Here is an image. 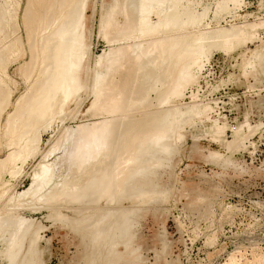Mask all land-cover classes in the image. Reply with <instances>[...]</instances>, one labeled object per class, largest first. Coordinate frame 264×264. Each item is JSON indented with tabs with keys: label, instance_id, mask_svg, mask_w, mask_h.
<instances>
[{
	"label": "rangeland",
	"instance_id": "obj_1",
	"mask_svg": "<svg viewBox=\"0 0 264 264\" xmlns=\"http://www.w3.org/2000/svg\"><path fill=\"white\" fill-rule=\"evenodd\" d=\"M61 2L0 0V264H264V0H152L153 24L165 14L177 23L144 37L125 0H80L62 43L69 94L15 127L16 108L51 73L49 35L70 10ZM176 36L189 53L178 66L175 54L159 60L143 49ZM100 58L110 68L94 87ZM188 74L195 81L179 91ZM153 114L166 116L167 149L143 133L130 145ZM106 152L111 190L65 199Z\"/></svg>",
	"mask_w": 264,
	"mask_h": 264
},
{
	"label": "bare ground",
	"instance_id": "obj_2",
	"mask_svg": "<svg viewBox=\"0 0 264 264\" xmlns=\"http://www.w3.org/2000/svg\"><path fill=\"white\" fill-rule=\"evenodd\" d=\"M55 1V0H54ZM56 1H59V0H56ZM60 1H62L61 3L62 4H64V5H67V7H69L70 8V10L68 9V16H67V18H65V16H63V13H62V16H61V18H60V27H59V29L57 30V31H55V32H52V30H51V33H50V35H49V33H48V35H49V37H51V43L49 44V48H50V51H49V57H48V64H50L51 65V69H50V71H51V73H50V75H48V76H46V77H44L43 79H42V81H40V84H39V86L37 85V89H35L34 91V93H31L30 94V97H29V99L26 101V102H24L23 103V101H22V103H23V105L21 106V107H19L18 109L16 108V110H18L17 111V113H16V116L14 117L13 115V117L15 118V120H14V118H13V120H14V125H15V127H17V126H21V127H23V126H25V125H27V122H32V120H37V119H41L44 115H45V113H47L48 112V110H50L51 108H53V106H54V104H53V102H51V101H54L53 99H55V102L54 103H56L57 102V100L58 101H60V103H61V101L63 100V99H65V97H67L66 95L67 94H69L68 93V84H67V82H68V80H67V78H68V76H67V74H68V69L70 68V63H72L71 62V60L67 57V56H65V51H66V49L64 48V45L62 44V43H64V40L67 38V36L69 35V31L71 30V27L73 26V24L75 25L76 24V17H77V15H78V12H79V10H80V8H79V3H80V0H60ZM134 0H125V5L126 6H124V8H126L123 12L125 13V16L129 19V20H133V18L135 17V14H137V13H139L140 14V17H139V22L137 23V24H139V32H140V36L142 37H144V36H156V34H158V33H161V32H164V31H170V30H172V29H175L174 27H176L175 26V24L177 23L175 20L177 19L176 17H175V15L174 14H172V17H175V18H173V19H175L173 22H171L170 20V16H171V14H165L164 15V17H163V19L161 20V21H159V23H157V24H153L152 23V20H151V18H150V14L154 11L153 10V7H151L149 4H150V2L152 1V0H141L139 3V5L137 6V7H134L133 6V2ZM60 3V4H61ZM40 4V3H39ZM38 4V5H39ZM54 4H56V2L54 3ZM191 4V3H190ZM57 6H59V4H56ZM54 5H52L51 4V6L50 7H53ZM63 5H61V7H62ZM189 6V5H188ZM29 8V7H28ZM27 8V9H28ZM59 8V7H58ZM123 8V9H124ZM185 8H187V6L185 7ZM185 8H183L184 10H185ZM26 9V10H27ZM190 9V8H189ZM30 10V9H29ZM50 10V9H49ZM54 10V9H53ZM56 10V9H55ZM59 10H60V8H59ZM62 10H64L65 11V9L64 8H62L61 9V11ZM67 10V9H66ZM43 11H44V9H43ZM57 11H58V9H57ZM186 11V10H185ZM192 11V10H191ZM37 12H39V11H37ZM54 12V11H53ZM137 12V13H136ZM42 13V12H41ZM205 13V12H204ZM27 14H28V12H27ZM30 14V13H29ZM33 14V13H32ZM43 14V13H42ZM60 14H61V12H60ZM189 14H191V13H189ZM188 14V15H189ZM39 15V14H38ZM41 15V14H40ZM44 15V14H43ZM65 15H66V13H65ZM193 15V14H192ZM49 16H51V15H49ZM54 16V15H53ZM56 16V15H55ZM58 16V15H57ZM169 16V17H168ZM186 16H187V14H186ZM191 16V15H190ZM32 17V16H31ZM46 17H48V15L46 16ZM45 17V18H46ZM171 17V18H172ZM51 18V17H50ZM58 18V17H57ZM41 19V18H40ZM48 19V18H47ZM55 19V18H54ZM169 19V20H168ZM172 19V20H173ZM191 19V18H190ZM31 20V19H30ZM29 20V21H30ZM42 20V19H41ZM52 20H53V18H52ZM58 19H56V20H54V22L55 21H57ZM135 20V19H134ZM133 20V21H134ZM157 21V22H158ZM188 21V20H187ZM1 22V21H0ZM31 22V21H30ZM40 22V21H39ZM174 22H176V23H174ZM180 22V23H179ZM178 23L181 25V21H179ZM185 22V21H184ZM194 22V21H193ZM47 22H45V24H46ZM50 23V22H49ZM56 23V22H55ZM187 23H189V21L187 22ZM190 23H192V22H190ZM40 24V23H39ZM44 24V23H43ZM52 24V23H51ZM54 24V23H53ZM178 24V25H179ZM42 25V24H41ZM186 25V22L183 24V26L181 25L180 27H184ZM37 26V25H36ZM129 26V25H128ZM188 26V25H187ZM45 28L47 27V25H45L44 26ZM48 27H49V25H48ZM52 27V26H51ZM58 27V26H57ZM41 28H43V25L41 26ZM53 28H54V26H53ZM178 28V27H177ZM40 29V28H39ZM48 29V28H47ZM46 29V30H47ZM55 29V28H54ZM178 29H180V28H178ZM40 30H42V29H40ZM137 30V29H136ZM38 31V30H37ZM44 31V30H43ZM32 32V31H31ZM45 32V31H44ZM50 32V31H49ZM77 32V31H76ZM138 32V33H139ZM42 33V32H41ZM35 34V33H34ZM39 34H40V32H39ZM162 34V33H161ZM32 35V34H31ZM138 36V35H137ZM47 37V36H46ZM44 38H45V36H44ZM252 38V37H251ZM254 38V37H253ZM41 39V38H40ZM153 39V38H152ZM151 39V40H152ZM156 39V38H155ZM41 40H43V38L41 39ZM131 40V39H130ZM149 40H150V38H149ZM150 40V41H151ZM154 40V39H153ZM161 40V39H160ZM167 40V39H166ZM47 41V40H46ZM227 41V40H226ZM42 43H44V40H43V42ZM66 43V42H65ZM181 43H182V39H181V37H174L173 39H171V40H167V41H163V42H158V39H157V41H152V42H150L148 45H146V47L145 48H143V49H146L147 48V50H145V53H146V51H154L155 52V54H154V56L156 57L157 56V59H159V60H163V59H165V57L166 56H172L173 54H175V59L174 58H171L172 59V64H173V60H174V65L176 64L177 66L179 65V64H177V63H182V61H186V59H189V56H188V52H186L185 50H183V51H178V47H180V45H181ZM146 44V43H145ZM137 45V44H136ZM66 46V45H65ZM79 46V45H78ZM141 46V45H140ZM10 47V46H9ZM137 48V47H136ZM38 49H41V47H38ZM44 49V48H43ZM142 49V50H143ZM142 50H141V48H138L137 50L135 49V50H133L132 51V53H133V56H134V61H136V62H139V60L141 59V57H140V55L141 54H143L144 53V51L142 52ZM9 51V50H8ZM40 51V50H39ZM38 51V52H39ZM202 51V50H201ZM254 51V50H253ZM34 53V52H33ZM40 53V52H39ZM150 53V52H149ZM1 54V53H0ZM196 54V53H195ZM198 54V53H197ZM196 54V55H197ZM252 54V53H251ZM255 54H256V52H255ZM38 55V54H37ZM150 55V54H149ZM257 55V54H256ZM260 55V54H259ZM36 56V55H35ZM143 56V55H142ZM191 56V55H190ZM192 56L193 57H190L191 59H193V62L191 63V65L188 67V70H190V69H192L194 66H197V63L194 61L197 57H199V55L197 56V57H195L193 54H192ZM255 56V55H254ZM37 57V56H36ZM154 57V58H155ZM195 57V58H194ZM256 57H258V55L256 56ZM151 58V57H150ZM153 58V59H154ZM255 58V57H254ZM1 59V58H0ZM36 59V58H35ZM258 59H261V58H259L258 57ZM35 61V60H34ZM158 61V60H157ZM190 61V60H189ZM188 61V62H189ZM192 61V60H191ZM135 62V63H136ZM141 62H142V60H141ZM147 62V61H146ZM152 62V61H151ZM161 62V61H160ZM166 62V61H165ZM187 62V63H188ZM254 60L251 62V61H247L246 63L247 64H253V66L255 65L254 63ZM256 62V61H255ZM98 63H99V68H98V71L96 72V75L94 76V87H97V85L103 80V78H104V75L107 73V71L109 70V68H110V66H108V65H106V62H105V60L104 59H102V58H100L99 59V61H98ZM154 63H156L157 64V62H154ZM180 63V64H181ZM155 64V65H156ZM161 64V63H160ZM141 65V64H140ZM173 65V66H174ZM258 65H259V63H258ZM175 67V69H176V66H174ZM173 67V68H174ZM199 67V66H198ZM169 68V67H168ZM178 68V67H177ZM186 68V67H185ZM170 69H171V67H170ZM70 73V72H69ZM185 73V72H184ZM135 74V73H134ZM132 75V74H131ZM152 75V74H151ZM70 78V77H69ZM76 79V78H75ZM172 79V78H171ZM193 81H195V76H193V75H191V74H188V76L185 78V80L183 81V83H181L180 85H179V91L182 89V88H184V86H186L187 84H189V83H191V82H193ZM74 82V81H73ZM172 83V82H171ZM170 83V84H171ZM174 83V82H173ZM1 84V83H0ZM73 85V84H72ZM172 85V84H171ZM71 86V85H70ZM170 86V85H169ZM70 88V87H69ZM171 88V87H170ZM5 90V89H4ZM4 90L2 91V90H0V95H2V96H4L5 94H6V92H5V94H4ZM3 93H2V92ZM7 91H8V89H7ZM166 92V91H165ZM8 94V93H7ZM6 94V95H7ZM33 94V95H32ZM58 95V99H56V96ZM2 96H0V98L2 97ZM5 97V96H4ZM8 96H6V98H7ZM68 98H70V97H68ZM2 99V98H1ZM4 99V98H3ZM26 98H24V99H22V100H25ZM125 99V98H124ZM127 99V98H126ZM5 100V99H4ZM4 100H3V104H4ZM6 101V100H5ZM122 101V100H121ZM127 101V100H126ZM159 102V101H158ZM59 103V102H58ZM2 104V102L0 103V105ZM21 104V103H20ZM60 105V104H59ZM18 106H19V104H18ZM1 108H3V107H1ZM114 110V109H113ZM1 111V110H0ZM117 111V110H116ZM169 113H171V110L169 111ZM204 113H206V112H204ZM151 114V113H150ZM46 116V115H45ZM171 116V115H170ZM206 116V115H205ZM12 117H10V119H11ZM146 118V117H145ZM170 118V117H169ZM208 120H209V118H207ZM10 121V124L12 123L11 121L12 120H9ZM39 122V121H38ZM141 122V121H140ZM217 119H216V121H214V123H213V127L214 126H217ZM43 123V122H42ZM116 123V122H115ZM114 123V124H115ZM166 123V116L165 115H163V116H155L154 114L153 115H151L150 116V118H147V119H145V121H143V124H145V125H143V126H146V128L145 129H142V127L140 126V127H138L139 129H133V133H134V136L130 139L131 141L129 142V144L130 145H132V144H137V142L139 143V141H137L138 139H139V136L137 135V134H140V133H143L142 134V136H140V139L142 138V137H145V136H149V137H152L151 139L153 140L152 142H155V143H157V144H159V146H160V144L161 145H163L162 147L163 148H166V146H167V144H168V142L165 140V141H161L160 139H162V138H164V136H166L167 137V132L169 131V128H168V126L165 124ZM40 124V123H39ZM122 124V123H121ZM37 125V124H36ZM109 126H111L110 124H108ZM120 124L119 123H117V127L119 126ZM125 125H127V124H125ZM125 125H124V127H125ZM136 125H137V123H136ZM172 125V124H171ZM212 125V124H211ZM108 126V127H109ZM114 126H116V125H112V127H114ZM173 126V125H172ZM18 127V128H19ZM107 127V128H108ZM111 127V128H112ZM121 127H123V126H121ZM110 128V129H111ZM127 128H130L128 125H127ZM215 128V127H214ZM217 128H218V130H221L222 128L221 127H219V126H217ZM106 129V128H105ZM132 129V128H131ZM14 130V129H13ZM12 130V131H13ZM24 130V129H23ZM112 130V129H111ZM111 130H109L110 131V133H111ZM125 130H127L128 131V129H126L125 128ZM171 130V129H170ZM113 131V130H112ZM119 131V130H118ZM122 131H123V129H122ZM126 131V132H127ZM108 132V131H107ZM107 132H106V134H107ZM130 132H131V130H130ZM220 132V131H219ZM109 133V134H110ZM118 133V132H117ZM125 133V132H124ZM171 134V133H170ZM219 134V133H218ZM111 135V134H110ZM110 135H107V136H110ZM112 135H114V134H112ZM118 135V134H117ZM119 135H120V131H119ZM123 135V134H122ZM133 135V134H132ZM137 135V136H136ZM169 136V135H168ZM105 137H106V135H105ZM124 137V136H123ZM103 138V137H102ZM108 138V137H107ZM110 138V137H109ZM113 138V137H112ZM170 138V137H169ZM245 138V137H244ZM122 139V138H121ZM145 139V138H144ZM108 140H110V139H108ZM126 140V139H125ZM106 141V138H104L103 139V143L102 144H104V142ZM243 141V140H242ZM108 142L109 141H107V142H105L106 143V146L108 145ZM128 142V141H127ZM145 142V141H144ZM147 143V142H146ZM243 143V142H242ZM125 144V143H124ZM127 144V143H126ZM128 144V145H129ZM105 146V147H106ZM119 146V145H118ZM121 146V145H120ZM133 146V145H132ZM116 147H117V145H116ZM97 148H98V146H97ZM122 148H125L124 146L122 147ZM130 148V147H129ZM143 148H145L144 146H143V144H142V142H140V149H143ZM117 149H119V148H117ZM167 149V148H166ZM66 150V149H65ZM115 150H116V148H115ZM119 150H121V149H119ZM79 151H80V148L79 149H77L76 148V153L74 154V157L72 158V160L73 161H75V159L78 157V153H79ZM110 151H111V149H110ZM118 152V151H117ZM121 152V151H120ZM139 152H140V150H139ZM67 153H69V152H67ZM80 153H81V151H80ZM95 153V152H94ZM105 154V153H104ZM108 154V152H106V154L105 155H102V159H103V156H105V158L108 156H111V155H107ZM110 154V153H109ZM115 154H117L116 152H115ZM138 154V153H137ZM212 155V154H211ZM84 157V156H83ZM129 158H130V156H128ZM146 157V156H145ZM69 158V157H68ZM101 158V157H100ZM112 158V157H111ZM126 158H127V156H126ZM111 160V159H110ZM117 160V159H116ZM130 160V159H129ZM110 162V161H109ZM109 162H106V159H103L102 160V163H100V166H98L99 168H93L95 171L93 172V171H91L92 173L90 174V176H88L86 179H87V181L85 182V184L83 185V187L81 188V189H79V190H75L74 192H70L68 195H66L65 197V199H67L68 201H78L79 199H84V198H98V197H101L106 191L108 192V190H111L110 188H111V185H114V184H112L113 182H114V179L116 178V176H114L113 174H112V172H114V171H112V170H110V166H109ZM112 162V161H111ZM98 163V162H97ZM113 163V162H112ZM159 163V162H158ZM126 164V163H125ZM1 165V164H0ZM94 165H96V162H95V164ZM99 165V164H98ZM160 165V164H159ZM151 167V166H150ZM111 168H112V166H111ZM121 168V167H120ZM113 169V168H112ZM112 171V172H111ZM118 173V172H117ZM86 174V173H85ZM130 175V174H129ZM85 176V175H84ZM36 177V176H35ZM120 177V176H119ZM126 177V176H125ZM40 178H41V176H40ZM50 178V177H49ZM35 179V178H34ZM118 179H120V178H118ZM150 180V177L149 176H147L146 178H144L143 180H141V181H138L137 180V182L135 183L136 184V186H138V185H143V184H145L147 181H149ZM40 181V180H39ZM116 182V181H115ZM114 182V183H115ZM122 182V181H121ZM36 183V182H35ZM37 185V184H36ZM39 185V184H38ZM35 186V185H34ZM72 186V185H71ZM75 186V185H74ZM134 186V185H133ZM118 187V186H117ZM120 187V186H119ZM74 189V188H73ZM31 190V189H30ZM62 191V190H61ZM30 192V191H29ZM26 193H28L27 191H26ZM61 193V192H60ZM115 193V192H114ZM53 195V194H52ZM63 195V194H62ZM116 195V194H115ZM105 197V196H104ZM61 198V197H60ZM59 201V200H58ZM70 204V203H69ZM97 213V212H96ZM102 214V213H101ZM90 215V214H89ZM98 215V214H97ZM118 216V215H117ZM12 217V216H11ZM18 221H20V220H18ZM127 221V220H126ZM27 222V221H26ZM29 222V221H28ZM6 224V223H5ZM95 225V224H94ZM125 225V224H124ZM118 226V225H117ZM19 227V226H18ZM22 227H23V225H22ZM17 229V228H16ZM26 229V228H25ZM29 230V229H28ZM118 230V229H117ZM8 231H9V229H8ZM103 231V230H102ZM101 231V232H102ZM107 231V230H106ZM13 234H14V232H13ZM22 234V232L20 233V235ZM96 234H97V232H96ZM120 234V233H119ZM14 235H16V233L14 234ZM19 235V232H18V234H17V236ZM19 235V236H20ZM22 237V236H21ZM21 237H20V239H21ZM37 236H35V238L34 239H37L36 238ZM108 237V236H107ZM15 237H13V239H14ZM23 238V237H22ZM97 238V237H96ZM15 240V239H14ZM17 240L18 241H20L18 238H17ZM23 240H24V238H23ZM32 240H33V238H32ZM14 242V241H13ZM17 241L15 240V243H16ZM8 243V242H7ZM15 243H14V245H15ZM20 243V242H19ZM32 244V243H31ZM115 244V243H114ZM33 245H37V241L35 240L34 241V243H33ZM17 246V245H16ZM18 246H19V244H18ZM31 247V246H30ZM11 248H13V246L11 247ZM17 248V247H16ZM7 249H9V248H7ZM7 249H5L4 251H5V253H6V250ZM14 249V248H13ZM19 249V248H18ZM22 249V248H21ZM33 249H31L30 251H32ZM20 251V250H19ZM35 251L36 252H38L36 249H35ZM5 253H3V254H5ZM14 253H15V251H14ZM18 253H20V252H17V254ZM7 254H9L8 253V251H7ZM29 254V253H28ZM2 256H4V255H2ZM6 256V255H5ZM18 256V255H17ZM91 257V256H90ZM9 259H11V258H9ZM8 259V260H9ZM28 259V258H27ZM106 259V258H105ZM12 260V259H11ZM15 260V259H14ZM14 260H13V262H14ZM31 260V259H30ZM29 260V261H30ZM16 261V260H15ZM27 261V260H26ZM13 262L12 263H10V264H13ZM20 262V261H19ZM34 262V261H33ZM32 262V263H33ZM16 263V262H15ZM24 263V262H23ZM20 264V263H19ZM25 264H26V262H25ZM27 264H30V263H27Z\"/></svg>",
	"mask_w": 264,
	"mask_h": 264
}]
</instances>
